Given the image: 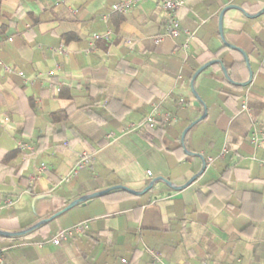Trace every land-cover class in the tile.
<instances>
[{"label": "crops", "instance_id": "obj_1", "mask_svg": "<svg viewBox=\"0 0 264 264\" xmlns=\"http://www.w3.org/2000/svg\"><path fill=\"white\" fill-rule=\"evenodd\" d=\"M123 1L0 0V60L23 73L0 70V231L111 188L138 194L112 190L0 236V264H264V148L248 139L264 128V0H182L180 38L159 41L156 2L110 14ZM241 59L243 89L227 100ZM154 106L174 120L135 129ZM18 143L33 150L2 163ZM82 152L88 166L69 176ZM81 222L82 235L38 246Z\"/></svg>", "mask_w": 264, "mask_h": 264}, {"label": "built area", "instance_id": "obj_2", "mask_svg": "<svg viewBox=\"0 0 264 264\" xmlns=\"http://www.w3.org/2000/svg\"><path fill=\"white\" fill-rule=\"evenodd\" d=\"M156 4L159 6V9L163 12L164 15V23H163V33L161 37L157 40H162L163 38L169 39H177L181 36L180 23L177 18L178 10L183 6L182 0H154ZM137 0H126L123 2H119L113 4L109 8L110 14H119L126 15L130 11H132L136 6ZM105 19V17H104ZM111 39V33L106 32L104 34H93L89 38V46L90 48H94V44L98 41H109ZM184 48H187V42H185ZM0 70L4 73H13L15 72L19 77H23V73L16 70L14 67L4 64L0 60ZM242 111H247V107L245 104L241 105ZM174 118L168 114H161L158 111L157 106H154L150 112V114L140 122L135 129L142 128L144 126H155L156 124L166 125L173 121ZM250 145L253 149H261L264 148V128H261L257 123H252L250 133L248 136ZM17 149L20 152H31L33 147L29 144L18 143ZM228 154V150L223 148L220 156H226ZM255 160L256 158H252ZM91 160L90 155L87 152H82L79 154L77 161L75 162L72 170L69 173V176H75L80 170L86 168ZM260 166L264 169V158L260 160H256ZM213 163L211 158H207L205 161V168L210 166ZM44 166L41 165L39 170H44ZM147 175L150 176V172H147ZM13 202L11 200L4 201V206H10ZM88 229V225L86 222H81L75 224L69 228L62 229L52 236L48 237L44 242L39 244V247L52 245L59 246L62 243L68 241L69 239L80 236L85 233ZM158 261V257L155 256ZM2 259V253H0V261ZM121 264H127L125 260H121ZM207 264V263H202Z\"/></svg>", "mask_w": 264, "mask_h": 264}, {"label": "trees", "instance_id": "obj_3", "mask_svg": "<svg viewBox=\"0 0 264 264\" xmlns=\"http://www.w3.org/2000/svg\"><path fill=\"white\" fill-rule=\"evenodd\" d=\"M264 8V4L262 5V7L260 8L263 9ZM5 33V29L4 28H0V36L3 35ZM262 69H264V66H262ZM239 71H243V72H246L245 71V66H244V61L241 59L240 61L236 62V63H233L232 66L229 68V70H227V77L230 81H232V83L234 82L233 84V87L234 88V92H224L227 100H232V99H235V98H239V94H240V91H242L243 89V83H244V80L243 81H240L238 80L237 78V75L239 74ZM246 78V77H245ZM236 83V84H235ZM68 113L69 112H65V111H58V112H55L53 114H51V122L52 123H55L57 121H62L64 119H66V117L68 116ZM19 152L18 149L14 150V151H11V152H8L3 160H2V163H9L14 157L15 155ZM25 153V152H24Z\"/></svg>", "mask_w": 264, "mask_h": 264}, {"label": "water", "instance_id": "obj_4", "mask_svg": "<svg viewBox=\"0 0 264 264\" xmlns=\"http://www.w3.org/2000/svg\"><path fill=\"white\" fill-rule=\"evenodd\" d=\"M263 12H264V9L261 10L260 13H263ZM243 55H244V54H243ZM244 59H245V61H247L245 55H244ZM218 63H220V62H218ZM247 67H248V65H247ZM222 70H223V72L225 73V69L222 68ZM248 71H249V78H248L247 83H250L251 80H252V74H251V71H250L249 67H248ZM225 75H226V74H225ZM193 93H194V96L199 100V98L197 97V95L195 94L194 91H193ZM199 101H200V100H199ZM205 115H206V110H205V107H204V113H203V116H202L200 119H203V118L205 117ZM197 121H199V120H197ZM190 127H191V126H190ZM190 127H189V128H190ZM189 128H187L186 131H187ZM185 153H187L188 155H194V154H191V153H189V152H187V151H185ZM204 169H205V162H204V164H203V167H202V170H201L200 173H202V172L204 171ZM118 189H120V190H124V191H126V192H128V193H131V194H134V195H138L136 192L131 191V190H128V189H126V188H124V187H121V186H120V187H116V188H111V189H108V190H105V191H102V192L94 193V194L89 195V196H86V197H84V198H80V199H78V200H75L74 202H72L71 204H69L66 208H64L63 210H61L60 212H58L57 214H55L54 216H52L51 218H49V219H47V220H43V221L40 222L39 224L33 226L31 229H28V230H25V231H22V232H18V233H7V232H2V231H0V236H6V237H10V236H13V237H14V236H16V237H18V236H23V235L27 234L29 231H31V230L37 228L38 226L47 223L48 221H50V220L53 219L54 217H56V216H58V215H60V214H62V213H64V212H66L68 209H70V208H72L73 206L77 205L78 203H80V202L83 201L84 199L92 198V197H96V196H101V195H104V194H106V193H108V192H110V191H112V190H118ZM144 191H146V189H145Z\"/></svg>", "mask_w": 264, "mask_h": 264}]
</instances>
